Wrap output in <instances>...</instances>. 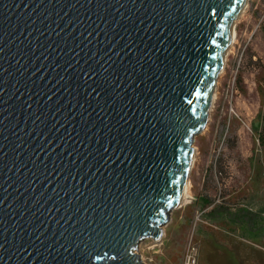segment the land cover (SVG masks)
Segmentation results:
<instances>
[{
    "label": "water",
    "instance_id": "water-1",
    "mask_svg": "<svg viewBox=\"0 0 264 264\" xmlns=\"http://www.w3.org/2000/svg\"><path fill=\"white\" fill-rule=\"evenodd\" d=\"M247 1L0 0V264H144Z\"/></svg>",
    "mask_w": 264,
    "mask_h": 264
},
{
    "label": "rangeland",
    "instance_id": "rangeland-1",
    "mask_svg": "<svg viewBox=\"0 0 264 264\" xmlns=\"http://www.w3.org/2000/svg\"><path fill=\"white\" fill-rule=\"evenodd\" d=\"M235 35L206 127L194 142L197 154L189 178V199L171 214L160 242L145 240L139 244L136 254L144 264H182L190 236L197 264V236H204L201 229L225 236L227 241L254 243L262 254L257 261L264 264V237L260 236L264 234V0L248 1L236 23ZM236 69L237 93L231 101L233 113L222 142L225 115L220 109L228 105L223 92ZM196 217L199 221L192 228ZM224 220L237 223L233 226L237 231L221 226L219 222ZM172 231L176 232L173 241L167 242ZM229 258L232 264H239L235 257Z\"/></svg>",
    "mask_w": 264,
    "mask_h": 264
},
{
    "label": "crops",
    "instance_id": "crops-1",
    "mask_svg": "<svg viewBox=\"0 0 264 264\" xmlns=\"http://www.w3.org/2000/svg\"><path fill=\"white\" fill-rule=\"evenodd\" d=\"M181 224L182 222L179 225ZM219 224L227 227L230 232H235L236 229L233 226L237 227V223L231 222L229 224L227 220L219 222ZM201 232H203L204 236H197L200 249L197 264H232L229 257H235L239 264H259L257 257L262 256V254L257 250L259 247H256L254 243H248L249 245H246L240 242V240L239 242L238 240L234 242L227 241L225 239L227 237L225 236L224 238L219 234L203 231L202 229ZM175 234L176 232L173 231L169 233L166 241H173Z\"/></svg>",
    "mask_w": 264,
    "mask_h": 264
},
{
    "label": "built area",
    "instance_id": "built-area-1",
    "mask_svg": "<svg viewBox=\"0 0 264 264\" xmlns=\"http://www.w3.org/2000/svg\"><path fill=\"white\" fill-rule=\"evenodd\" d=\"M237 69L230 73L227 83H226V88L225 91L223 92V96H224V101L226 102V104H228L227 106H221L220 112L223 113L225 116L223 124H222V128L224 129V136L222 139V142L225 138V135L227 133V130L229 128V124H230V116L233 113V110L231 108V101L233 100L234 96L237 93ZM255 142L258 143V139L254 138ZM199 221V219H197V217L195 218V220L192 222V228H194L196 226V223ZM206 226L210 227V228H215L211 223L209 222H203ZM192 236H190L188 238V243H187V249H186V253L185 255H183V263L182 264H196V259H195V253H196V248L195 245H193L192 243Z\"/></svg>",
    "mask_w": 264,
    "mask_h": 264
},
{
    "label": "bare ground",
    "instance_id": "bare-ground-1",
    "mask_svg": "<svg viewBox=\"0 0 264 264\" xmlns=\"http://www.w3.org/2000/svg\"><path fill=\"white\" fill-rule=\"evenodd\" d=\"M249 1V0H248ZM248 1L245 3V6H244V9H243V11H242V13L240 14V16H239V19L237 20V21H239L240 19H241V17H242V15H243V13L245 12V10H246V8H247V5H248ZM237 21L235 22V29H236V23H237ZM235 29H234V33H233V36H232V40H231V47H232V45L234 44V41H235V37H236V35H235ZM231 47H230V49H229V51H228V53H227V57L229 56V54L231 53ZM226 60H227V58H226ZM225 63H226V61H225ZM224 70V69H223ZM223 73V72H222ZM219 81V80H218ZM217 87H218V83H217ZM216 95H217V91H216V94H215V96H214V100L216 99ZM213 104H214V102H213ZM212 107H213V105H212ZM211 110H212V108H211ZM210 113H211V111H210ZM210 115V114H209ZM206 127V126H205ZM205 129V128H204ZM204 129H203V131H204ZM193 148H194V161H195V158H196V154H197V149L194 147V144H193ZM194 161H193V165H194ZM192 169H193V167H192ZM190 180V179H189ZM189 180H188V182H187V184H186V187H185V190H184V196H183V200H182V203L184 204L185 202H187L188 201V199H189V189H190V182H189ZM162 239V238H161ZM160 239V240H161ZM160 242V241H159Z\"/></svg>",
    "mask_w": 264,
    "mask_h": 264
},
{
    "label": "trees",
    "instance_id": "trees-1",
    "mask_svg": "<svg viewBox=\"0 0 264 264\" xmlns=\"http://www.w3.org/2000/svg\"><path fill=\"white\" fill-rule=\"evenodd\" d=\"M260 139L262 140L263 138L261 137ZM261 143H263V140L261 141ZM262 163H263V165H264V157H263ZM263 233H264V232H263ZM260 236L264 237V234L261 233Z\"/></svg>",
    "mask_w": 264,
    "mask_h": 264
}]
</instances>
